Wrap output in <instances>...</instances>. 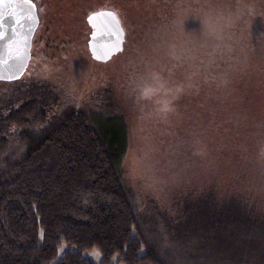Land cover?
<instances>
[{"label": "trees", "instance_id": "trees-1", "mask_svg": "<svg viewBox=\"0 0 264 264\" xmlns=\"http://www.w3.org/2000/svg\"><path fill=\"white\" fill-rule=\"evenodd\" d=\"M32 1L40 18L42 0ZM154 1L145 10L159 18L167 10ZM86 11L91 32L97 18L105 26V34L97 32L104 53L97 61L111 59L106 55L120 41L123 52L127 30L117 14L107 6ZM253 53L241 76L255 71L260 82H231V100L238 96L246 106L240 117L228 103L214 119L212 94L206 104L198 100L199 110L207 111L198 118L202 135L219 142L214 158L229 152L239 173L255 175L264 168V104L253 107L262 113L256 118L250 101L264 98V52ZM19 81L0 82V264H94L84 256L92 250L101 255L99 264H264V201L249 175H232L218 192L175 194L168 207L174 216L156 218L125 184L124 121L101 127L96 100L83 109L51 105L40 93L22 96ZM62 243L70 249L56 259Z\"/></svg>", "mask_w": 264, "mask_h": 264}, {"label": "rangeland", "instance_id": "rangeland-1", "mask_svg": "<svg viewBox=\"0 0 264 264\" xmlns=\"http://www.w3.org/2000/svg\"><path fill=\"white\" fill-rule=\"evenodd\" d=\"M162 2L167 11L154 18L145 10L154 0H42L31 59L19 81L22 96L34 99L40 93L47 104L82 109L96 100L101 127L121 118L129 133L125 184L156 218L174 216L168 210L173 195L189 188L218 192L235 174L253 178L264 201V168L255 175L239 173L229 152L225 159L214 158L219 142L210 124L213 136L202 135L198 118L207 116L198 100L206 104L212 94L218 101L214 119L228 103L229 109L236 106L235 118L245 111L238 96L231 100L236 93L231 82H260L255 71L241 76V67L251 53L264 52V0ZM101 6L113 10L127 30L123 52L106 61L95 60L88 50L86 9ZM263 104L264 98L250 101L256 118L262 113L253 107ZM68 249L62 243L56 259ZM84 256L94 264L102 260L96 250Z\"/></svg>", "mask_w": 264, "mask_h": 264}, {"label": "water", "instance_id": "water-1", "mask_svg": "<svg viewBox=\"0 0 264 264\" xmlns=\"http://www.w3.org/2000/svg\"><path fill=\"white\" fill-rule=\"evenodd\" d=\"M38 25L37 7L32 0H0V82H14L23 76L31 59L32 40ZM91 27L93 34L88 50L94 55L96 45L101 42L94 41L97 25ZM118 46L121 51L122 41ZM111 56L112 53L108 54V58Z\"/></svg>", "mask_w": 264, "mask_h": 264}, {"label": "flooded vegetation", "instance_id": "flooded-vegetation-1", "mask_svg": "<svg viewBox=\"0 0 264 264\" xmlns=\"http://www.w3.org/2000/svg\"><path fill=\"white\" fill-rule=\"evenodd\" d=\"M97 21L96 22H94L93 23V25H97V27H96V30H99L100 32H102L103 31V27H104V29H105V26H104V24H103V22H101L98 18L96 19ZM102 24V25H101ZM98 25H100V27L101 28H99L98 29ZM107 30H108V28H106ZM103 34H105V31H103L102 32ZM93 34V30H92V32L90 33V35H92ZM95 34V33H94ZM95 37L94 38H96L94 41L96 42L97 41V43H99L98 42V39H100V44L98 45H96V50H95V52H94V55H93V57H95V59L97 60V59H103V57H104V53H103V42L101 41V36H99L98 35V33H96V35H94ZM90 37V36H89ZM119 45V44H118ZM119 50V47L117 48V49H115V50H112L111 52H109L108 54H110V53H112V55L115 53L116 54V52ZM108 54L106 55V57H108Z\"/></svg>", "mask_w": 264, "mask_h": 264}, {"label": "snow or ice", "instance_id": "snow-or-ice-1", "mask_svg": "<svg viewBox=\"0 0 264 264\" xmlns=\"http://www.w3.org/2000/svg\"><path fill=\"white\" fill-rule=\"evenodd\" d=\"M110 15H114L113 13H109ZM90 20L92 19V17L89 18Z\"/></svg>", "mask_w": 264, "mask_h": 264}]
</instances>
